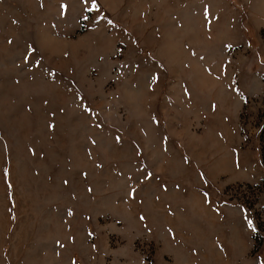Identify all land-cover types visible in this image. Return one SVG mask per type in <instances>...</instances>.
<instances>
[{"label":"rangeland","instance_id":"obj_1","mask_svg":"<svg viewBox=\"0 0 264 264\" xmlns=\"http://www.w3.org/2000/svg\"><path fill=\"white\" fill-rule=\"evenodd\" d=\"M0 264H264V0H0Z\"/></svg>","mask_w":264,"mask_h":264},{"label":"snow or ice","instance_id":"obj_2","mask_svg":"<svg viewBox=\"0 0 264 264\" xmlns=\"http://www.w3.org/2000/svg\"><path fill=\"white\" fill-rule=\"evenodd\" d=\"M249 223H251V222H249Z\"/></svg>","mask_w":264,"mask_h":264}]
</instances>
